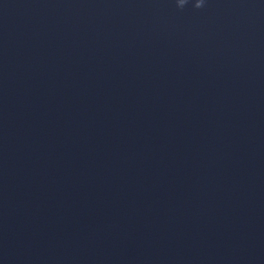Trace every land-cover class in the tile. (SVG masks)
<instances>
[{
	"label": "clouds",
	"instance_id": "1",
	"mask_svg": "<svg viewBox=\"0 0 264 264\" xmlns=\"http://www.w3.org/2000/svg\"><path fill=\"white\" fill-rule=\"evenodd\" d=\"M188 3V0H177V6L183 8ZM195 8L199 9L204 6V0H195L193 5Z\"/></svg>",
	"mask_w": 264,
	"mask_h": 264
}]
</instances>
